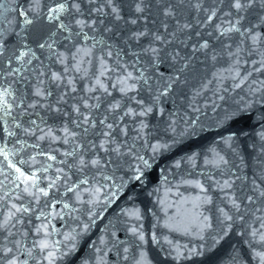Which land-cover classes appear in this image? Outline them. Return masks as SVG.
<instances>
[{"label":"snow or ice","instance_id":"1","mask_svg":"<svg viewBox=\"0 0 264 264\" xmlns=\"http://www.w3.org/2000/svg\"><path fill=\"white\" fill-rule=\"evenodd\" d=\"M25 2L28 4L26 8L21 7L20 3H15L10 7L7 0H0V141H3L0 143V157H2L0 177L3 178L0 179V188H7L0 195V264H30V261L32 264H42V262L56 264L57 259H63L75 251V244L73 243L71 247L65 244L66 250H61L59 245L62 242L50 240L55 232V229L49 230L51 220L61 213L45 211V209L49 207L55 209L61 201L54 200L49 204V198L55 196L60 188H64L65 195L72 193L76 200L80 201V187L89 183L86 175L78 182L72 180L66 169L75 170L81 174L90 168L100 170L107 163L102 162L99 157L101 151L115 153L117 156L122 155V146L118 138L121 135L124 137L128 135L127 125L121 127V122L126 118H131L136 124V139L148 135L145 132L149 127L147 118L151 115L162 117L165 112L162 105L166 102V98L171 97L180 86L186 83L185 73L192 57H186L179 50L170 51L165 47L173 43L176 32H189L187 39L180 41L185 47L192 40V32L199 38L192 44L193 55L203 52L205 58L213 63L227 56L231 65L225 71L230 73V78L235 82L234 88L244 85L252 72L264 71V28L258 31L256 24L249 23L248 26L244 24L249 15L258 11L256 19L260 25H264V0H227L226 5L225 0H211V7L205 6V0H179L180 5L190 10L194 9L198 14L193 17L194 23L186 21L181 24L177 20L176 32L168 34L172 39L158 33H151L152 44L149 47L124 53L135 57L130 65L128 61L123 60V49H117L115 63L111 66L106 57L114 56L115 46L104 38L98 40L95 33L98 31V24L104 25L101 17H111L115 21L123 19L121 6L117 0H101L99 4L97 0H87L89 6L87 16L82 10L81 0H51V3L45 4H42V0H25ZM161 2L162 0H156L157 4ZM146 6L144 0H138L135 12L143 14ZM224 6L228 11H224ZM11 13L16 15L9 18ZM200 13L204 15L199 17ZM162 14L164 17L177 15L172 4H166ZM137 19L124 22L135 25ZM216 19L220 22L213 25ZM37 24L42 26L39 31H35L33 27ZM163 27L167 32L168 24L164 23ZM17 28H19L18 31ZM209 28L210 30L203 31ZM102 31L113 33V28L105 26ZM90 32L93 34L90 35ZM148 35L147 30L132 32L126 38L125 43L130 40L139 43L142 37ZM57 36L59 40L56 39ZM212 39L220 42L219 51L210 42ZM60 41H67V44L63 45L66 51L58 50L57 45ZM81 41L84 42L83 45ZM88 41H91L90 47L87 46ZM156 42H159L158 46ZM97 47L101 52V55L95 58L99 63V73L94 80L89 78L90 82L81 90V94L74 95L78 93L75 80L81 77L74 78L69 74L83 72L84 77H88V72L82 65L85 58L94 56L93 50ZM37 49L41 55H37ZM45 51L48 55L42 59L41 56ZM245 53L249 57L253 54L258 55L260 59L252 61V64L259 65L258 67H253L252 72L242 74L241 61ZM148 54L151 55L149 63L144 67H139L140 57ZM45 59L50 63L62 65L63 71H51L49 64H45ZM37 61H39L38 64L35 63ZM247 62L244 60V63ZM113 74H115V82H111ZM212 75L214 79L221 81L226 78L223 73L214 72ZM106 80L108 83L105 82ZM46 81L55 85L57 89H64L54 103L49 102V97L53 96V92L44 87ZM20 84L24 87H16ZM261 84L264 85V81H261ZM204 87L206 88L207 85ZM224 90L227 91L226 88ZM113 91H118L121 99H116ZM252 91L255 93L259 89ZM144 92L149 94L147 100L142 95ZM199 94L198 92L197 95ZM109 97L112 99L109 100ZM93 100L95 103L90 102ZM105 103L107 107L104 109L102 118H98L97 113ZM82 108L88 111H82ZM40 109L49 115L55 114L53 126L48 125L47 117L41 114ZM236 115V113L226 114L225 119H234ZM57 119H63L64 123L56 126L55 120ZM175 123L176 121L172 120L169 124L173 132H175ZM69 124L73 127L70 128ZM185 124L186 127L179 134L181 138L195 137L199 132L204 131L202 126H198V118L185 121ZM76 129L80 131L77 132ZM95 129L98 131H92ZM90 134L102 137V139L97 144L95 140L87 139ZM78 137H80L79 141ZM259 137L264 142V131L259 133ZM234 138L235 134H232L222 139L231 147ZM29 139L35 142L29 143ZM45 141L49 142L47 151L42 148V142ZM7 142H12L13 147L9 148ZM58 143L73 146L71 150L61 151L53 147ZM178 143H180L179 139H173L171 143L165 141L151 144L152 157L137 156L139 163L134 179L141 181L147 170L153 167L152 161L156 154L169 151ZM16 145H19V148H16ZM29 148L39 149V151H34L28 160H14L20 152ZM232 151L235 153L236 149L232 148ZM260 151L264 153V143ZM93 152L96 154L90 155ZM56 153H59L63 159H59ZM216 155L218 159L206 160L205 163H212L217 168L221 165H228V160L219 153ZM40 157L44 159L40 160ZM239 158L243 160L242 156ZM187 159L194 163L195 154ZM37 164L40 167L33 168L31 171L20 167V165L32 167ZM54 165L59 166L54 167ZM175 166L180 167V162H177ZM50 169L55 172L54 176L46 175ZM233 176L235 180L240 179L235 172ZM103 178L109 179L107 176ZM209 180H212V177H209ZM235 180L224 179L222 183L219 180L214 181L220 191L225 193L231 209L234 210L233 214H229L223 208L219 209L223 217L221 224L225 229H231L237 220L243 223L246 217H251V223L247 224L245 233L250 238L247 243L254 246L253 255L258 264H264V175L252 180L251 194L246 196L247 203L243 209L244 200L238 201L235 193L229 195L226 191L232 189ZM44 182L46 185L42 186ZM185 183L198 188L203 194L196 197L194 208L212 203L208 190L199 181H186ZM9 185H11L10 188ZM96 191L98 192L99 189ZM42 199L43 206L41 207ZM95 202L89 201V203ZM63 209L70 212L76 211L68 203H63ZM33 215L37 221H40L39 224L32 223ZM99 215L101 213L92 212L89 216L90 223H84L80 233H76L73 229L72 233L64 234V241H75L78 235L86 233L90 226L96 223ZM125 215L132 216L136 220L140 219L138 211L126 212ZM26 217L27 223L32 225L31 230L34 232L30 246H26L24 242V239L29 236V231H22L21 227H18L25 224ZM208 220L209 218L202 214L194 215L189 222V227H186L184 231L189 232L190 229H195L199 239L204 240V232L211 228ZM257 224L259 227L256 226ZM128 231L141 244L145 242V234L140 228L133 226ZM227 234L228 232L224 231L223 236L212 237L214 241L212 247H215ZM115 235L113 232L114 238ZM152 239L158 242L155 235ZM167 242L171 244V241ZM101 243H104L103 239ZM116 243L123 244L124 242L117 240ZM255 245H259L260 249L257 250ZM203 247L201 245L200 250L191 249L188 255L203 254ZM123 252L127 254L129 248L124 247ZM176 255L179 259L185 253L177 248ZM22 256L25 258L22 259ZM123 259L127 261L129 257L124 255ZM133 259L134 264H150L144 251H140L138 259L135 257ZM97 264H102V260L97 261Z\"/></svg>","mask_w":264,"mask_h":264},{"label":"water","instance_id":"2","mask_svg":"<svg viewBox=\"0 0 264 264\" xmlns=\"http://www.w3.org/2000/svg\"><path fill=\"white\" fill-rule=\"evenodd\" d=\"M8 6H14L15 3H20L21 7H28L25 0H7ZM101 0H97L99 4ZM121 6L120 21H115L111 17H101L104 20V25L98 24V31L95 33L99 40L104 38L115 47L113 49L114 56L107 58L109 65L115 63V51L123 49V60L128 61L129 65L135 59L130 54L132 51H140L152 44L151 33H158L162 36L172 39L169 33L176 32L177 20L182 24L186 21L193 22V17L198 14L195 10H190L184 5L179 4V0H162L160 4L156 0H144L145 12L139 14L135 12V5L138 0H117ZM51 3V0H42V4ZM166 4H172L177 13L175 17H164L162 12ZM227 0H225V5ZM143 6V5H142ZM205 6L211 7V0H205ZM82 10L87 16L88 4L87 0H81ZM224 11H228L224 6ZM258 11H254L244 21L245 26L249 23L256 24L257 30L264 28L260 25L256 16ZM16 15L9 14V18ZM204 14L200 13L199 17ZM247 15V14H246ZM147 17V19H145ZM95 18V17H93ZM138 18V19H137ZM137 19V23L125 24V20ZM226 19V18H225ZM220 20L213 21V25L219 23ZM168 24L167 32L163 24ZM109 26L113 28V33H105L102 31L103 27ZM34 30L39 31L41 25H34ZM50 27V26H49ZM211 27V26H210ZM19 28H17V31ZM55 30V29H53ZM149 35L142 37L140 42L130 40L125 43V40L132 32L145 31ZM209 29H204L207 31ZM87 31V29H86ZM92 35L93 33H89ZM66 35V34H65ZM189 32H176V37L172 44L165 46L170 51L179 50L184 56H191L189 68L186 70V83L178 88V90L162 105L165 109L164 115H151L147 118L149 125L145 130L148 135L141 139H136V124L131 118H126L121 122V127L127 125V137L119 136L118 142L121 144L122 155L117 156L115 153H104L101 151L99 157L105 166L100 169H86L83 174L75 170H68L69 176L72 180L77 181L87 176L89 183L80 187V201L72 193L64 194V188H60L59 192L49 198V204L54 200L61 202L56 205L55 209L46 208L45 211L59 212L61 215L55 216L51 220L49 230L55 229L54 234L50 237L51 241L62 242L59 247L61 250L65 244L69 247L74 243L75 251L63 259H57L56 264H97V261L102 260V264H134V257L139 258L140 251H144L150 264H258V261L253 255V245L247 243L250 239L245 233L247 232V224L251 223V217H246L245 222L237 220L231 229H225L221 224L223 217L219 209L223 208L229 214H233L234 210L228 202L227 196L224 192L216 186L214 181L219 180L221 183L224 179L235 180L233 172L236 176H240L239 180H235L232 189L226 190L229 195L235 193V198L238 201L244 200L242 209L246 205V196L251 194V182L253 179L264 175V153L260 149L262 142L259 133L264 131V71L252 72L253 60H259L258 55L253 54L251 57L245 53L241 61V73L246 74L252 72L248 80L240 88H234V81L230 78V73L225 71L231 65V61L224 56L213 63L210 59H206L203 52L192 54V44L196 42L198 37L194 32L191 33L192 40L188 42L185 47L180 41L186 40ZM207 38V37H205ZM59 40V36L56 37ZM213 47L219 51L221 44L219 41L212 39L210 41ZM83 41L81 44L83 45ZM64 44L67 41H60L57 45L59 51H66ZM159 45V42H156ZM87 46H91V41L87 42ZM35 48V45L33 44ZM69 47H71L69 45ZM235 48V45H233ZM74 51V49H72ZM107 51V49H105ZM94 56L85 58L82 67L87 70L88 77H84L81 73H70L72 77H81L76 79L78 93L86 87L91 78L99 73V63L95 59L101 55L99 47L93 50ZM37 55H41L37 49ZM48 53L45 51L41 56L42 59L47 57ZM55 59L54 57L52 58ZM92 62L89 63L88 61ZM151 60V55H142L140 57L139 67L146 66ZM247 60V63H244ZM45 64H49L51 71H63V66L58 63H50L47 59ZM39 63V61L35 62ZM163 67V65H161ZM131 71V67L129 66ZM151 71V70H149ZM223 73L225 79L217 80L213 78V73ZM209 81H212L209 83ZM108 83V81H105ZM111 82H115V74ZM238 82V81H237ZM204 85H207L205 88ZM16 87L23 88L24 85H16ZM44 87L53 92V96L49 97V102L54 103L58 96L64 91L63 88L57 89L55 85L45 82ZM227 89L225 91L224 89ZM253 89H259L253 93ZM200 93L197 95V93ZM147 100L149 94L142 93ZM113 96L116 99H121L118 91H113ZM221 97H223L221 99ZM109 100L112 97L108 98ZM95 103V100L90 101ZM107 103L102 105L97 113L98 118H102L104 109ZM198 109V111H196ZM41 114L47 117L49 126L54 125L55 114L49 115L40 109ZM82 111L87 112V109ZM236 113V117L231 120H226V114ZM122 114V113H121ZM174 114V115H171ZM35 118V117H33ZM198 118V126H202L204 131L199 132L195 137L179 136L180 132L186 127L185 121H191ZM175 120V132L171 130L169 124ZM64 123L63 119L55 120L56 126H61ZM72 128L73 125L69 124ZM79 132V129H76ZM98 131V129L92 130ZM235 134L234 140L229 144L224 143V137ZM23 139V137H21ZM89 140H95L98 144L102 137H95L89 135ZM173 139H179L180 143L176 144L171 150L156 154L152 161L153 167L147 170L146 175L141 181L134 179L136 175V168L138 166L137 156L152 157L150 145L157 142H169ZM80 137H78V141ZM34 140L29 139V143H34ZM3 143V141H0ZM8 147L12 148L13 143L7 142ZM47 141L42 142V148L48 150ZM73 145H64L58 143L53 147L63 150H71ZM19 148V145L15 146ZM232 148L236 149L234 153ZM39 151L31 148L14 157L15 161L19 159L28 160L29 156ZM216 153L223 156L229 161L228 165H221L219 168L214 167L212 163H205V161H214L218 159ZM59 159H63L56 153ZM93 152L90 155H95ZM195 154L194 163L189 161L187 157ZM243 157V160L239 157ZM2 159V157H0ZM43 160V157L39 158ZM180 162V167H176V163ZM59 165H54L57 167ZM238 166V167H237ZM26 171H31L33 168L40 167L39 164L29 167V165H20ZM10 171V170H9ZM46 175H55L53 170H49ZM107 176L109 179L105 180L103 177ZM212 177V180H209ZM0 179H3L0 177ZM186 181H199L208 190V195L212 197L211 204H202L199 208H194L197 196H202L198 188L191 186ZM46 182L42 184L45 186ZM9 188L11 185L8 186ZM96 189H99L97 192ZM7 188H0V195ZM115 193V195H113ZM28 199L27 197L25 198ZM82 201V202H81ZM89 201H96L89 203ZM63 203H68L71 208L76 209L70 212L63 209ZM259 203V202H258ZM43 206V199L41 207ZM254 207V206H253ZM138 211L140 219L136 220L134 217L125 215V213H132ZM92 212L101 213L96 218V223L91 225L86 233L77 236L75 241H64V234L72 233L75 229L76 233H80L84 223H90L89 216ZM202 214L209 218L208 222L211 228L204 232V240L199 239L195 229H190L185 232L184 229L189 227V222L194 215ZM259 215V214H258ZM33 224H39L40 221L32 217ZM136 226L140 228L145 234V242L140 243L136 237L132 236L128 229ZM259 227V225H256ZM21 227L22 231H29V236L24 239L25 245L30 246L34 238V232L31 230L32 225L27 223ZM224 231L228 234L215 247L212 237L219 238L224 235ZM115 232V238L112 233ZM75 234V233H73ZM153 235L156 236L157 241H153ZM19 238V237H18ZM103 239L104 243H101ZM123 241V244H117L116 241ZM167 241H171L169 244ZM203 245L201 255L189 256L191 249L196 248L200 250ZM128 247L129 252L125 254L123 248ZM185 255L177 259L176 249ZM257 250L259 245H255ZM99 249V251H97ZM127 255L129 259L125 261L123 256ZM25 258L24 256L21 257ZM30 264L32 262L30 261ZM44 264V262H42Z\"/></svg>","mask_w":264,"mask_h":264}]
</instances>
